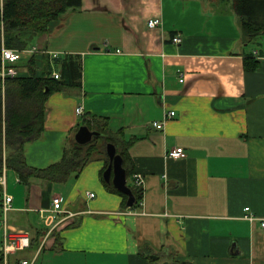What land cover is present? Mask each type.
Wrapping results in <instances>:
<instances>
[{
    "label": "crops",
    "instance_id": "obj_1",
    "mask_svg": "<svg viewBox=\"0 0 264 264\" xmlns=\"http://www.w3.org/2000/svg\"><path fill=\"white\" fill-rule=\"evenodd\" d=\"M152 18L161 24L150 27ZM39 41L38 63L48 58L60 72L47 53L56 52L78 56L82 70L78 86L50 95L27 163L59 161L78 120L100 115L132 140L133 173L145 177L143 204L132 208L102 180L105 153L67 183L26 186L9 170L10 223L30 230L21 217L37 216L62 237L55 250L48 235L44 264H264V36L245 43L226 0H82ZM248 56L258 60L252 69ZM169 110L175 116L155 126ZM177 147L184 158L169 156ZM57 195L70 213L50 223ZM247 206L259 219L245 218Z\"/></svg>",
    "mask_w": 264,
    "mask_h": 264
},
{
    "label": "trees",
    "instance_id": "obj_2",
    "mask_svg": "<svg viewBox=\"0 0 264 264\" xmlns=\"http://www.w3.org/2000/svg\"><path fill=\"white\" fill-rule=\"evenodd\" d=\"M231 9L239 16L243 40L245 43L256 41L264 36V0H226ZM82 6V0H0V55L3 46L24 50L28 47L30 36L37 37L47 33L53 23L69 10ZM36 57L32 55L28 60L31 69L29 74H19L8 77L0 85V175L4 165L13 170L21 184L28 186L33 178L53 183H67L71 178L79 176L84 167L99 154L105 153L107 142H113L118 152L124 158V165L128 177L133 175L129 146L132 140L124 138L121 130L112 132L109 127V117L88 115L82 119L83 125L102 132L100 140L80 145L77 142L64 151L63 157L47 167L38 168L27 163L25 145L38 140L45 129L47 101L50 95L57 91L68 90L69 87L79 85L82 65L78 56L55 58L52 63L60 68L61 77L51 76L52 64L48 59L45 72L37 74ZM258 64L255 57L245 59V69L254 68ZM1 67V61H0ZM103 143V145L101 144ZM104 146V147H103ZM101 175L105 185L112 191L123 196L126 206L127 196L120 193L112 184H108ZM130 185V184H129ZM135 196L136 208L143 199V189L130 185ZM3 187L0 184V217H2ZM11 219V216H10ZM31 232L30 247L18 252L19 254H33L40 249L44 237L49 229L37 222L26 223ZM55 237L53 249H62V237L52 231ZM43 250V248H42ZM41 250V251H42ZM157 258V255H149ZM23 256L17 257L16 261Z\"/></svg>",
    "mask_w": 264,
    "mask_h": 264
},
{
    "label": "built area",
    "instance_id": "obj_3",
    "mask_svg": "<svg viewBox=\"0 0 264 264\" xmlns=\"http://www.w3.org/2000/svg\"><path fill=\"white\" fill-rule=\"evenodd\" d=\"M161 24L160 18H152L148 21V25L150 27H156ZM173 41L176 43H180L182 41L180 36L173 37ZM36 52H39V49L37 47H32L30 49L26 50H18L9 48L7 46H3L1 50L0 55V61H1V67H0V78L2 80V83L5 82V80L8 77H15L19 75V71L17 68V63L22 60L28 53L34 54ZM45 53V52H44ZM52 59L59 58V54L56 52H47ZM52 77L55 79H59L61 77L60 72L53 71L51 74ZM181 81L184 80V78L180 79ZM77 113L79 115L83 114V107L78 106L77 107ZM176 114L175 110H169L163 121H156L154 122L155 126L158 128L163 127L164 122L174 117ZM187 155L186 151L182 147H177L169 151V156L173 158H184ZM9 170L4 165L3 172L0 175V184L3 187V200H2V225H3V241L2 246L0 248V264H36L38 257L41 253L42 248L45 246L47 242L48 235L51 231L54 230L55 227L52 228L48 232V234L44 237L42 244L40 246V249L37 250L35 253H33L30 257H22L19 258L17 261H14L11 256L16 255L18 252L23 251L30 247L31 244V233L28 229L20 228L13 226L9 222L8 214L13 209V201L14 196L8 191V179L7 174ZM133 177V184L137 187H140L141 189H144L145 185V177L139 173L135 172L132 175ZM19 180V179H18ZM87 195L91 198L95 196V193L93 192H87ZM53 216L50 218V223L54 222L56 218L61 215L62 213L69 214L65 208H64V198L62 195H57L53 197ZM140 204H143V199L141 200ZM245 218L251 221H254L256 219H259L256 217L253 212H251L250 206L245 207ZM73 215V214H71ZM64 220L61 219L58 221V223H61ZM261 224L264 227V218L261 219Z\"/></svg>",
    "mask_w": 264,
    "mask_h": 264
},
{
    "label": "water",
    "instance_id": "obj_4",
    "mask_svg": "<svg viewBox=\"0 0 264 264\" xmlns=\"http://www.w3.org/2000/svg\"><path fill=\"white\" fill-rule=\"evenodd\" d=\"M34 36H30L28 41H32ZM102 135L99 130L91 129L88 125H81L75 134V141L80 145H86L93 141L95 137ZM106 153L109 159L108 165L103 172V178L108 184H112L120 193L127 196L126 204L133 207L136 203V196L128 184V172L124 165V158L118 152L117 146L113 142H107Z\"/></svg>",
    "mask_w": 264,
    "mask_h": 264
},
{
    "label": "rangeland",
    "instance_id": "obj_5",
    "mask_svg": "<svg viewBox=\"0 0 264 264\" xmlns=\"http://www.w3.org/2000/svg\"><path fill=\"white\" fill-rule=\"evenodd\" d=\"M40 37H41V35H38L37 37H35L34 38V40H32V41H30L29 42V45H28V47L26 48V49H30V48H32V47H34V46H37V47H39L40 46ZM42 43V42H41ZM42 45H44L43 43H42ZM26 49H24V50H26ZM30 58V57H29ZM39 58V60H41L40 59V57H38ZM24 59V58H23ZM52 60H54V59H52ZM21 61V60H20ZM42 61V60H41ZM39 62L38 63V61L36 62V66H37V74L40 72V66H41V64H45V67L47 66V61H48V58H46L45 59V57L43 58V61L42 62ZM56 65V64H55ZM27 67L28 69L26 70V73L27 74H29V72H31V69H30V67L28 66V61H22L21 63H19L18 65H17V68L19 67V74H24V73H22V71H23V68L24 67ZM39 75H41V73H39ZM1 84H2V82H1ZM82 123V118L80 119V120H78V122H77V125L74 127V129H73V132H77V130L79 129V127H80V124ZM100 136L99 137H95L94 138V141H97V140H100ZM102 145H103V143H101ZM107 144V143H106ZM104 147V146H103ZM105 148V150H106V147H104ZM105 154L107 155V153L105 152ZM8 182H9V180H8ZM128 183L131 185L132 184V182L129 180L128 181ZM8 191L10 192L11 191V184H10V182L8 183ZM12 211V210H11ZM11 211L9 212V214H8V217H9V222L11 221V219H10V215H11ZM36 217V221L38 222L39 220H38V217L37 216H35ZM26 229V228H25ZM3 225H2V220H0V248H1V246H2V241H3ZM31 233V232H30ZM45 249H43L42 251H41V253H40V255H39V257H38V260H37V262H36V264H44V261H45ZM35 253V252H34ZM18 254V253H17ZM16 254V255H17ZM16 255H13V256H11L12 257V259L14 260V261H16V258L17 257H20V256H23V257H30L32 254H24V253H22V254H19L18 256H16Z\"/></svg>",
    "mask_w": 264,
    "mask_h": 264
}]
</instances>
